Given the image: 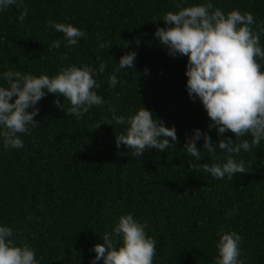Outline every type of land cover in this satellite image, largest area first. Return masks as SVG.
<instances>
[{"label":"trees","instance_id":"16d2710c","mask_svg":"<svg viewBox=\"0 0 264 264\" xmlns=\"http://www.w3.org/2000/svg\"><path fill=\"white\" fill-rule=\"evenodd\" d=\"M179 2L24 0L23 23L17 17L24 7L0 11V85L6 86L2 75L8 70L51 77L63 67L91 65L101 85L97 94L105 101L77 119L65 114L70 101L46 93L36 105L38 126L18 134L23 148H6L0 137V226L13 229L17 246L28 243L39 264H91L93 246L103 243V235L127 213L155 239L153 264H215L217 233L232 231L241 237L244 264H264V140L239 154H221L217 146L222 159L203 149V137L197 141L200 161L183 148L197 128L214 144L235 136L230 131L218 136L208 128L202 103L187 92L188 58L170 55L154 35L165 26V13L178 11ZM205 2L186 0L183 6ZM211 2L225 14L250 12L264 48V0ZM49 21L72 24L85 37L66 46L64 34ZM56 40L60 47L49 48ZM130 51L136 52L134 67L116 73L118 83L110 87L108 76ZM58 98L60 107L54 103ZM142 106L175 127V146L163 152L149 149L142 157L123 144L117 147L116 135L126 131L127 123L116 124L112 110L127 120ZM228 155L250 165V172L228 180L204 170L203 163H223Z\"/></svg>","mask_w":264,"mask_h":264},{"label":"clouds","instance_id":"9594fccd","mask_svg":"<svg viewBox=\"0 0 264 264\" xmlns=\"http://www.w3.org/2000/svg\"><path fill=\"white\" fill-rule=\"evenodd\" d=\"M185 2L180 0L176 4L178 11L165 13L162 18L165 26L157 27L154 35L170 55L188 58L187 92L193 101L199 99L202 103L210 119L208 128L214 127L218 136L230 131L235 140L226 137L214 144L207 132L197 128L192 135L186 136L183 148L189 156L200 161L202 155L197 141L203 137V149L213 159L223 158L217 156V146L221 154L248 152L264 140V71L260 63L264 61V48L260 45V32L252 28L254 17L250 12L241 13L235 9L225 14L220 8H214L211 0L183 6ZM12 5L24 7V0H0V11ZM26 16L27 8L24 7L17 18L23 23ZM49 25L64 34L66 46L77 45L79 38L85 37V33L72 24L49 21ZM60 44L59 40L53 41L49 48H59ZM136 44L139 45L138 39ZM135 58V51L120 57L115 72L108 76L110 87L118 83L116 73L134 67ZM105 67L101 63L99 72L103 73ZM96 74L97 70L91 65L78 67L75 64L61 68L51 77L43 73L35 76L5 71L2 79L6 86L0 85V137L4 146L24 147L18 134H30L38 126L36 105L46 93L70 101L65 114L77 119L92 106L103 105L104 99L97 94L101 85L94 78ZM54 103L60 107L61 101L58 98ZM112 120L116 124L127 123L126 131L116 135L115 143L117 147L127 146L133 156L142 157L146 150L153 148L163 152L178 143L175 127L165 126L162 119L144 106L127 120L113 109ZM107 124L112 125V121ZM248 134L250 139L246 138ZM189 166L197 165L189 161ZM250 167L243 160L237 162L232 155L223 163H203L204 170L215 179L227 176L232 180L237 174L250 172ZM145 227L131 213L120 215L112 230L103 235V243L93 246L95 256L91 264L100 260L103 264H153L156 241L147 235ZM217 235L215 264H244L240 259V235L235 231L218 232ZM13 236L11 227L0 226V264H39L35 250L28 243L17 246Z\"/></svg>","mask_w":264,"mask_h":264}]
</instances>
